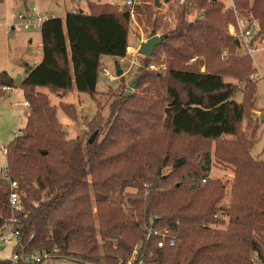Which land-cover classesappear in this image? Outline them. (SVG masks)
<instances>
[{"label": "trees", "instance_id": "1", "mask_svg": "<svg viewBox=\"0 0 264 264\" xmlns=\"http://www.w3.org/2000/svg\"><path fill=\"white\" fill-rule=\"evenodd\" d=\"M90 2L86 11L71 9L64 18L52 16L43 24L42 60L28 67L21 83L32 110L20 129L22 134L7 145L8 172L19 184L20 200L16 207L11 205L8 178L0 175V226L17 219L16 228L21 231L17 251L46 250L90 264H126L138 244H142L148 264H258L252 253L264 264V234H257L264 233V191L258 206L245 198L239 208L235 207L245 212L232 215L229 229L212 230L204 223L214 217L215 207L211 205L203 213L202 199L205 193L223 188L208 178L209 155L203 174L181 173L177 185L171 181L172 175L162 174L169 152L162 156L146 145L141 147L146 144L143 139L155 138L158 128L173 136L204 140L238 135L256 87L247 83L244 101L238 102L236 85L225 80L227 75L246 78L253 72L252 55L238 53V38L228 30L236 22L234 11L225 10L222 0H198V6L205 8V17L192 21L179 7L176 27L161 34L165 39L154 55L160 48L172 60L203 55L211 70L170 66L167 77L163 76L166 67L142 74L135 89L142 80L163 83V114L151 116L145 111L150 112L148 106H143L145 110L124 108L103 143L95 140L84 144L78 137H67L57 108L39 87L58 94L75 88L94 95L102 57L127 55L130 9ZM236 5L246 18L256 21L253 43L264 38V0H236ZM141 14L146 20L153 17L152 5L146 4ZM159 22L154 20V24ZM145 58L150 69L151 57ZM216 59L227 65L213 66ZM6 86H14V79L3 71L0 92ZM132 91L125 95L126 103L136 100V91ZM62 106L75 120L72 106ZM242 147L237 145L236 150L245 153ZM183 164V158L173 163L176 167ZM245 165L264 188V165L250 158ZM130 187L136 188V193L128 192ZM221 197L219 193L213 203ZM152 226L170 229L176 244L158 247V237L148 238ZM0 264L14 263L0 259Z\"/></svg>", "mask_w": 264, "mask_h": 264}, {"label": "rangeland", "instance_id": "2", "mask_svg": "<svg viewBox=\"0 0 264 264\" xmlns=\"http://www.w3.org/2000/svg\"><path fill=\"white\" fill-rule=\"evenodd\" d=\"M124 0H101V4L115 2L118 7H122ZM162 4L160 7L154 5L153 0H143L141 5H137L134 8V14L130 15L129 25V48L127 51L126 61L120 63L124 70L123 76L119 77L116 73V65L111 56H104V60L101 63V69L99 72V79L97 85V91L94 95L88 92H79L75 88L65 94L55 93L48 87H39V91L46 94L53 106L57 108V117L63 129L67 132L68 138H80V140L86 144L90 136L96 131H99V135L96 138L95 143H103L109 136L112 127L117 122V117L121 114L124 108H135L145 110L143 106H148L151 116L163 114V108L166 105L164 99L165 89L163 83L155 81L153 83L140 82L139 88L134 89L136 91V100L126 103L124 97L127 93V87L136 78H141L142 74L146 72H155L154 69H148L146 66L149 63L147 58L139 53L140 42L138 40L147 41L150 34L153 31H157L158 35L164 34V32L171 31L178 23V14L180 8L177 5L176 0H159ZM228 4L229 0H225ZM42 3V4H40ZM37 4L39 10L49 12L54 16L63 18L69 9L84 8L88 9V5L91 4L89 0H44ZM119 3V4H118ZM94 4V3H93ZM146 4H151L154 10V16L149 20H146L141 13ZM34 3H30L27 6L29 8L34 7ZM20 7L16 6L13 0H4L0 2V72L6 71L14 79V87L16 91H9L7 93L0 92V174L7 176L2 169L7 164V157L3 153L2 146H7L12 140L15 139L16 134L21 128H23L28 120V116L31 113L32 108H26L23 105L18 107L12 106L13 102H24V91L21 88V83L24 77L27 75L28 67H31L30 61L25 60L26 55L33 57L38 56V45L41 40V31H26L22 27H18V19L14 17L13 13L19 10ZM22 8V7H21ZM199 8H202L199 6ZM240 17L243 20L246 27L256 29V21L246 18L244 13L240 10ZM131 12V9H130ZM194 15L187 13V20H197L195 17L196 11H193ZM191 12V13H193ZM196 12V13H195ZM141 16L143 20H141ZM163 18V19H162ZM155 19H160V22L154 24ZM250 21V22H248ZM250 23V24H249ZM17 24L16 29L8 33V25ZM239 27V22L231 23ZM155 27V28H154ZM229 27V26H228ZM229 30V29H228ZM33 38V43L29 42L30 38ZM238 48V53L245 54L246 47L241 45ZM255 46V52L252 53L251 67L253 72L246 78L242 76L227 75L226 81L232 82L236 85L235 99L238 102L244 101V94L246 92L247 83H252L255 87V94L251 97V105L248 108V114L241 123L238 129V135H225L217 140H204L199 137L192 136H173L171 133L165 130V128H158V133L153 139H143L146 144L141 147H148L150 150L159 152L162 156L165 155V151L169 152V161L166 167L162 169V174L170 176L171 181L174 184L179 185V178L181 173L188 174L199 172L204 173L206 164V155L210 158V171L208 178L215 182L216 187L221 186L223 190L213 191L210 194L205 193L204 199H202L203 213H206L211 205L214 208V217L211 216V221H205L204 224L208 225L212 230H227L231 227V218L234 214H243L245 211H240L237 208L240 207V203L246 198L252 199L254 206H258L259 195L264 191L262 186L263 182L258 183V178L255 173L250 170H245V162L248 158L256 163L264 165V42L263 38L258 39L253 43L252 48ZM227 53V51H224ZM224 53V55H225ZM224 58V56H223ZM151 64H155L159 69L167 68L163 73L164 77L168 76L170 66L181 68H194L201 71H208V59L203 56H195L193 58H174L164 52L163 49H157L155 55L150 58ZM227 62L218 61L216 59L213 66L224 67ZM214 67V68H216ZM104 69L110 71L116 76L115 80H110ZM251 81V82H250ZM146 84V85H145ZM251 85V84H250ZM3 95V96H2ZM140 100V101H139ZM139 103H135V102ZM69 103L71 112L75 118H70L64 111L62 105ZM148 116L147 120L154 123V119ZM242 150H236L237 145H240ZM184 159V164L181 167L173 165L176 159ZM262 171H264L262 169ZM251 178V176H253ZM257 178V183L255 182ZM237 184V187L235 186ZM146 185V184H145ZM212 186V185H211ZM188 187V184H187ZM213 187V186H212ZM215 188V187H214ZM186 191L188 188H185ZM254 190V191H252ZM130 193H136L137 189L130 187L127 189ZM235 197L234 198V193ZM219 193H222V197L218 202L213 203V198H216ZM233 193V196H232ZM184 197H188L185 194ZM237 207V208H235ZM207 218L209 219V215ZM202 223V224H203ZM258 236L264 233H257ZM257 237V236H256ZM258 241L260 237H257ZM139 243V242H138ZM13 254V248L8 245H4L0 242V259H11ZM251 258L256 263L258 259L255 253H252ZM174 262V261H173ZM42 264H90L81 262L77 259L63 258V257H51L46 259ZM105 264V263H103Z\"/></svg>", "mask_w": 264, "mask_h": 264}, {"label": "built area", "instance_id": "3", "mask_svg": "<svg viewBox=\"0 0 264 264\" xmlns=\"http://www.w3.org/2000/svg\"><path fill=\"white\" fill-rule=\"evenodd\" d=\"M92 2H101V0H89ZM211 1V0H209ZM225 3V10L231 9L234 11L237 21L239 22V27H236L234 24L229 25V32L232 36L238 38L239 42H241L242 46L246 47V52L252 55L255 52V46L253 45V38L256 34V29L253 27H246L243 20L240 17V12L237 9L236 0H229L228 4H226L225 0H222ZM143 0H124L122 2V7L131 9V14H134V8L137 5H141ZM178 7L184 8L188 14L194 15L193 11H196L195 17L197 19H203L205 17V8H199L198 0H176ZM112 4H116L115 2H111ZM119 4V3H118ZM80 9V8H75ZM193 12V13H191ZM14 17L17 18L18 27H22L26 31H41L43 24L46 20L52 17V14L45 13L39 10L38 7L34 6L33 8H29L28 6H24L19 8V10L14 11ZM17 24L8 25V33H11L12 30L16 29ZM264 42V38H263ZM257 50V49H256ZM127 55L125 57L120 58V63L126 61ZM150 69L158 70L155 64H150ZM106 76L110 80H115L116 76L113 75L110 71L104 69ZM17 88L14 86H6L3 87L4 92L16 91ZM20 105L25 106L26 108L30 107L29 100L24 102L15 101L12 106L18 107ZM22 132H19L16 135H20ZM3 153L7 155V146H2ZM3 172L7 174V176H3L8 178V182L10 184L11 192H10V203L13 207H16L20 200V192H19V184L16 180H13L9 176L8 172V164L2 169ZM1 175V174H0ZM2 176V175H1ZM17 219L12 218L10 221L6 222L2 226H0V242L4 245L11 246L13 248V254L11 257V261L14 264H42L46 259L51 257H57V253H50L46 250L34 251L32 253H24L17 251V246L20 245V236L21 231L16 228ZM149 237H158V247L163 248L164 246L170 244L174 246L176 244V237L171 233L170 229H158L155 226H152L148 229V238ZM142 244H138L134 247L131 257L128 259L126 264H148L145 255L142 252ZM151 264V263H150Z\"/></svg>", "mask_w": 264, "mask_h": 264}, {"label": "water", "instance_id": "4", "mask_svg": "<svg viewBox=\"0 0 264 264\" xmlns=\"http://www.w3.org/2000/svg\"><path fill=\"white\" fill-rule=\"evenodd\" d=\"M169 0H166V2H168ZM161 2L159 0H157L155 2V5L157 7L161 6ZM165 39L164 35H158L156 31H153L148 40L147 41H142V40H138V42H140V49H139V53L142 54L144 57H152L154 55L155 49L163 42V40ZM239 44V40L236 41ZM116 65V73L119 77L123 76L124 74V70L122 69L120 63L118 60H116L115 62ZM139 83V78H136L135 80H133L129 86L127 87V91L131 92L133 89H135L137 87V84ZM99 134V131L96 130L89 138L88 142L89 143H93L97 136Z\"/></svg>", "mask_w": 264, "mask_h": 264}, {"label": "crops", "instance_id": "5", "mask_svg": "<svg viewBox=\"0 0 264 264\" xmlns=\"http://www.w3.org/2000/svg\"><path fill=\"white\" fill-rule=\"evenodd\" d=\"M14 1V3H15V5L16 6H18V7H24V6H27L28 4H30V3H34L35 5L34 6H36L37 7V4L38 3H40V2H43L44 0H13ZM40 4H42V3H40ZM81 8V7H80ZM82 10H84V11H86L83 7L81 8ZM69 10H71V9H69ZM44 12V11H43ZM68 12V11H67ZM66 12V13H67ZM45 13H49V12H45ZM50 14V13H49ZM53 15V14H52ZM54 16V15H53ZM66 16V15H65ZM64 16V17H65ZM63 17V18H64ZM29 42L30 43H33V38L31 37L30 39H29ZM38 47V50H39V54H38V56H35V57H33V56H31V55H26V59L25 60H29L30 61V64H31V67H34L35 65H37L38 63H40V61L42 60V57H43V53H42V35H41V40H40V43H39V45L37 46ZM112 57V56H111ZM114 60H116V58L115 57H112ZM104 60V56L102 57V61Z\"/></svg>", "mask_w": 264, "mask_h": 264}]
</instances>
